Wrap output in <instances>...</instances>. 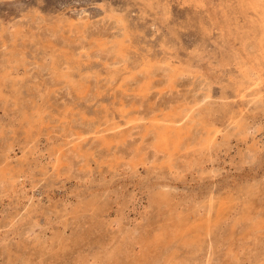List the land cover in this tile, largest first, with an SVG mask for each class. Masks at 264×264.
Masks as SVG:
<instances>
[{"label":"rangeland","instance_id":"374dc122","mask_svg":"<svg viewBox=\"0 0 264 264\" xmlns=\"http://www.w3.org/2000/svg\"><path fill=\"white\" fill-rule=\"evenodd\" d=\"M0 264H264V0H0Z\"/></svg>","mask_w":264,"mask_h":264}]
</instances>
